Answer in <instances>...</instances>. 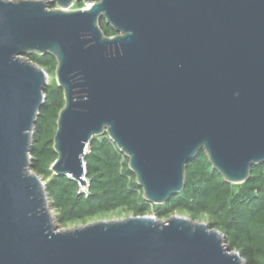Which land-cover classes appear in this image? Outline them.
Returning a JSON list of instances; mask_svg holds the SVG:
<instances>
[{"label":"water","instance_id":"1","mask_svg":"<svg viewBox=\"0 0 264 264\" xmlns=\"http://www.w3.org/2000/svg\"><path fill=\"white\" fill-rule=\"evenodd\" d=\"M48 1L57 8L0 0V264H246L225 234L181 215L61 230L31 169L50 75L25 57L57 61L53 173L87 186L89 145L107 135L145 200L164 205L201 151L235 185L264 164V0Z\"/></svg>","mask_w":264,"mask_h":264},{"label":"trees","instance_id":"2","mask_svg":"<svg viewBox=\"0 0 264 264\" xmlns=\"http://www.w3.org/2000/svg\"><path fill=\"white\" fill-rule=\"evenodd\" d=\"M113 31L110 26L103 30L107 36ZM26 57L50 76L56 72L55 58L37 54ZM45 94L47 101L33 137L31 169L44 180L60 227L87 224L110 215H152L167 220L180 214L194 221L204 219L211 229L225 234L227 246L239 252L246 264H264V164L253 166L250 179L235 185L226 182L201 151L187 165L184 191L164 205H153L145 200L129 160L104 135L93 138L89 145L85 159L88 190L83 192L78 181L57 176L51 169L57 160L54 137L65 101L56 81L46 86Z\"/></svg>","mask_w":264,"mask_h":264},{"label":"rangeland","instance_id":"3","mask_svg":"<svg viewBox=\"0 0 264 264\" xmlns=\"http://www.w3.org/2000/svg\"><path fill=\"white\" fill-rule=\"evenodd\" d=\"M13 1V0H12ZM76 7V6H75ZM75 7L74 6H72V9H75ZM25 58H27V57H25ZM28 59V58H27ZM54 81H56L55 80V73L54 74H52L51 76H50V78H49V82H48V85L50 84V83H52V82H54ZM55 214V213H54ZM176 215H180V214H176ZM56 216V215H55ZM181 216H185V215H181ZM185 217H188V216H185ZM124 218H127L126 216H122V217H118V216H116V215H110V216H107V217H105V218H102V219H100V220H96V221H102V220H116V219H124ZM168 220V219H167ZM163 221H166V220H163ZM94 222V221H93ZM197 222H204V223H207V221L206 220H198ZM91 223V222H90ZM87 224H89V223H87ZM82 225H86V224H74V225H70V226H68V227H64V228H62V227H60V225H59V227H60V229L61 230H67V229H72V228H74V227H78V226H82Z\"/></svg>","mask_w":264,"mask_h":264},{"label":"flooded vegetation","instance_id":"4","mask_svg":"<svg viewBox=\"0 0 264 264\" xmlns=\"http://www.w3.org/2000/svg\"><path fill=\"white\" fill-rule=\"evenodd\" d=\"M46 2H47V5H48V7H49V9H56L57 8V4H55V3H53V2H50V1H48V0H46ZM81 5H84L85 6V2H84V0L83 1H81V2H74V7H75V9H79V8H82V7H80ZM101 23H104V26L103 27H101V28H103L102 30H104V29H106L107 28V24H106V21L104 20V19H102L101 20V22H100V26H101ZM112 28V27H111ZM113 29V28H112ZM114 30V29H113ZM114 33H113V35H111L110 37H113V36H115V35H117V33L115 32V31H113Z\"/></svg>","mask_w":264,"mask_h":264},{"label":"built area","instance_id":"5","mask_svg":"<svg viewBox=\"0 0 264 264\" xmlns=\"http://www.w3.org/2000/svg\"><path fill=\"white\" fill-rule=\"evenodd\" d=\"M84 7H85V6H84ZM87 190H88L87 186L82 187V191H83V192H86Z\"/></svg>","mask_w":264,"mask_h":264}]
</instances>
